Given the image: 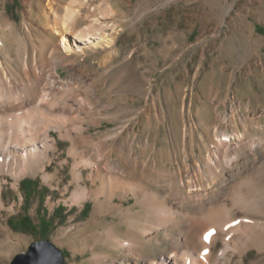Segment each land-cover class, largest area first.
<instances>
[{
    "label": "rangeland",
    "instance_id": "1",
    "mask_svg": "<svg viewBox=\"0 0 264 264\" xmlns=\"http://www.w3.org/2000/svg\"><path fill=\"white\" fill-rule=\"evenodd\" d=\"M48 1L61 17L71 2L0 0L3 89L7 80L13 86L29 85L23 60L31 67L57 46ZM89 4L93 15L108 24L107 38L84 54L69 57L82 64L86 81L80 75L68 77L66 68L57 69L66 86L55 88L53 99L59 110L69 106L64 112L71 120L67 125L71 133L60 137L50 132L56 148L47 173L56 176L44 180L37 172L16 185L4 176L0 264H10L15 255L43 239L63 252L65 264H90L98 253L110 255V264L127 259L124 249L107 250L95 239L110 226L126 232L115 216L121 201L114 202L113 210L100 212L93 200L82 205L70 200L76 189L73 171H82L86 180L81 186L90 187L87 175L101 157L109 155L121 163L118 142L147 139L155 151L142 153L140 159L156 165L159 172L171 173L181 162L185 127L190 133L194 129L187 144L203 161L212 150L213 126L225 116L231 120V132L246 140L264 139V0H89ZM129 173L130 180H142L164 196L167 183L180 182L175 176L162 180L158 172H148L144 179L139 169ZM135 202L130 196L123 207ZM165 247L151 240L139 250L150 259L166 253Z\"/></svg>",
    "mask_w": 264,
    "mask_h": 264
},
{
    "label": "bare ground",
    "instance_id": "2",
    "mask_svg": "<svg viewBox=\"0 0 264 264\" xmlns=\"http://www.w3.org/2000/svg\"><path fill=\"white\" fill-rule=\"evenodd\" d=\"M47 7L57 46L31 67L23 60V70L30 74L29 85L13 86L8 80L7 88L0 85V194L5 175L12 178L13 185L37 172L44 180L56 176L47 173L50 153L56 148L50 132L56 131L60 137L71 133L67 128L71 120L64 112L69 106L59 110L53 99L55 88L66 86L57 69L66 68L68 77L87 79L82 64L69 57L84 54L107 38L108 24L93 15L95 9H88L89 0H71L64 17L52 1ZM189 133L185 127L181 162L171 173L159 172L156 165L140 159L142 153L155 151L147 139L118 142L121 163L109 155L101 157L100 164L87 175L90 187L81 186L86 180L82 171H73V204L93 200L101 212L113 210L114 202L121 201L115 216L126 226V232L110 226L95 234L107 250L124 249L127 259L114 264H264V139L246 140L243 134L231 132V120L225 116L213 126L212 150L203 161L188 146ZM235 138L236 143L232 142ZM136 169L141 179L148 172H158L162 180L175 176L180 182L165 183L169 189L164 196L142 180H130L129 170ZM97 182L100 185L94 189ZM130 196L136 200L132 206L135 210L123 207ZM151 240L159 247L165 243L166 253L145 259L139 248ZM110 258L98 253L92 255L90 264H110Z\"/></svg>",
    "mask_w": 264,
    "mask_h": 264
},
{
    "label": "water",
    "instance_id": "3",
    "mask_svg": "<svg viewBox=\"0 0 264 264\" xmlns=\"http://www.w3.org/2000/svg\"><path fill=\"white\" fill-rule=\"evenodd\" d=\"M10 264H65L63 252L49 240L31 243L26 252L13 257Z\"/></svg>",
    "mask_w": 264,
    "mask_h": 264
},
{
    "label": "trees",
    "instance_id": "4",
    "mask_svg": "<svg viewBox=\"0 0 264 264\" xmlns=\"http://www.w3.org/2000/svg\"><path fill=\"white\" fill-rule=\"evenodd\" d=\"M22 184H25V185H27L28 184V186H30L31 185V183H25V181H22ZM28 188V187H27ZM19 222H20V220H18ZM11 226L12 227H14V228H18V225L15 223V225H13V223H11Z\"/></svg>",
    "mask_w": 264,
    "mask_h": 264
}]
</instances>
